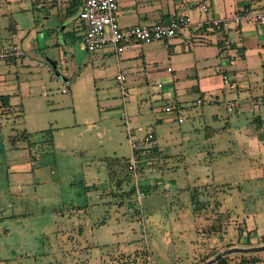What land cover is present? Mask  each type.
<instances>
[{"label":"rangeland","instance_id":"1","mask_svg":"<svg viewBox=\"0 0 264 264\" xmlns=\"http://www.w3.org/2000/svg\"><path fill=\"white\" fill-rule=\"evenodd\" d=\"M38 15L30 0H0V42L24 52L0 61V94L15 108L0 112V264H201L228 247L264 245V45L261 55L250 50L244 58L234 47L231 58H208L212 97L221 94L222 69H233L238 84H222L218 101L196 103L187 87L195 69L181 70L177 107L157 84L166 66L184 68L186 56L164 58L166 43L158 42V61L122 67L119 81L114 59L87 62L79 39L73 66L48 46L47 29L31 35ZM48 54L62 78L38 63ZM238 95L237 111H228ZM167 102V116L181 121L154 122ZM126 126L136 139L156 133L158 152L144 149L135 173L123 161L133 153ZM23 131L28 138H19ZM117 157L112 178L106 159ZM224 259L264 264V250Z\"/></svg>","mask_w":264,"mask_h":264},{"label":"crops","instance_id":"2","mask_svg":"<svg viewBox=\"0 0 264 264\" xmlns=\"http://www.w3.org/2000/svg\"><path fill=\"white\" fill-rule=\"evenodd\" d=\"M10 2V0H5ZM31 1V8H35L39 11L38 18L36 19V24L34 27V31L31 35L35 34H42L45 29L48 30V46L53 45L56 49L62 51V55L64 57L67 56V60L75 66L76 65V53L75 48L73 47L72 42L76 39H79L84 47L85 44L83 42V33H84V25L78 19V11L81 7L82 0H30ZM119 5V15L118 20L122 26L131 25L134 23H152L159 20H165L169 17L172 12L175 13H186L189 15L191 21L193 23L204 20L210 19L212 17H224L231 15L234 11H236L239 7L248 5L252 8H261L264 7V0H117ZM207 5L208 11L204 12L201 9V5ZM18 10H23L25 8L17 5ZM9 13H12V10H8ZM1 26V24H0ZM10 33H14L16 27H8ZM38 36V35H36ZM228 40L234 45V49H236L237 54L242 55V57H246L247 52L250 50H254L257 54L263 53L262 50H259V45L263 47L264 45V24L262 23H252V24H241L239 27L232 28L229 33L227 34ZM29 41V40H28ZM28 41L25 42L26 46L29 45ZM156 43L153 44V42ZM164 42L167 46V51L165 53L164 58L180 57L184 55V68L183 65H180L178 69L174 70L170 66H166V73L162 74V79L165 80L162 83L163 94L162 97L168 100H175L176 103L180 101L177 98L179 95L178 92L175 90V84L178 82L179 72L183 69L187 68H194L195 69V79H190L193 81V84L188 85L190 91H197L198 97L195 99L196 103H202L204 100L209 98V101H218V96L220 95L223 97L222 89L224 86L222 85L221 75H219L220 85L218 89L221 90V94H214L215 97H212L211 90L213 89L214 82L212 81V75L210 70L211 64H209L208 58L215 59L218 55V48L214 44V49L212 51L208 50L206 52L203 48V44H208L205 38L201 36L200 32H197L190 29H183L176 33L175 36L167 39L162 40H153L149 44L148 43H140L134 40H127L125 42L124 50L121 52H116L110 48L98 50L95 52L87 51V62H93L94 59L102 60L101 62H105L108 60L114 59V63L117 65L119 69V74H123L121 72V68L125 67L127 69L133 70L137 65V61L141 58L144 63L151 64L153 62L158 61L154 58L153 51L158 46V42ZM10 45H18L17 43L13 42ZM254 45V48H252ZM0 46L3 45L0 42ZM206 46V45H205ZM209 46V45H208ZM19 47V45H18ZM186 47V48H185ZM20 50L19 56H9L6 58L8 61H14L18 57L24 56V52ZM186 50V52H184ZM210 54V55H209ZM38 59V63H42L48 69V71L52 75H56L57 77H61V73L57 66V60L48 54L41 55ZM219 64V61H217ZM170 67V70H168ZM229 76L233 83L235 84V89L238 88V84L235 83V78L231 76L233 73V69H228ZM187 73L183 75H187L191 77L190 72L188 70ZM117 74V75H119ZM116 75V78H117ZM124 75V74H123ZM236 75V74H235ZM186 76V77H187ZM193 77V76H192ZM66 81V85H68L69 81L65 77L63 78ZM118 79V78H117ZM119 80V79H118ZM125 80V75H124ZM122 80V81H124ZM120 81V80H119ZM158 86V85H157ZM159 87V86H158ZM232 88V89H234ZM65 89V88H64ZM63 90V89H62ZM68 91L65 89L64 92ZM233 98L229 103L235 102L236 108L234 111H237L238 107L240 106V101L243 97ZM200 100V101H198ZM10 101V100H9ZM228 103V105H229ZM169 105L167 102L166 106ZM227 110L232 111L228 108ZM177 107H180L181 104H177ZM169 112L165 110V113ZM219 116L217 113L213 114V117ZM260 117V115L258 116ZM179 121L177 119V115H170L165 117H155L154 122L162 123L164 121ZM51 130V129H50ZM126 130V129H125ZM153 131V130H151ZM52 133V132H51ZM154 136L156 138V133L153 131ZM52 135V134H51ZM128 136V135H127ZM259 141V140H258ZM263 141V140H262ZM51 147L53 145L52 136H51ZM260 142V141H259ZM264 145V142H262ZM158 148L156 147L155 151L158 152ZM129 158V157H128ZM127 158V159H128ZM110 161L115 158H108ZM106 159V162L107 160ZM123 158H116L115 161H118ZM111 162L112 163L117 162ZM109 162V161H108ZM107 165V164H106ZM108 168V172L110 173V169ZM110 175V174H109ZM115 176L112 175V178ZM120 181H117L119 183Z\"/></svg>","mask_w":264,"mask_h":264},{"label":"built area","instance_id":"3","mask_svg":"<svg viewBox=\"0 0 264 264\" xmlns=\"http://www.w3.org/2000/svg\"><path fill=\"white\" fill-rule=\"evenodd\" d=\"M204 12L208 11L207 5H201ZM119 5L117 0H82L81 7L78 11V19L84 25L83 42L90 52L110 48L116 52L124 50L127 40H134L140 43L151 42L153 40H162L171 38L177 32L183 29H190L200 32L206 41L213 42L218 45L220 54L225 58H231L226 37L229 31L241 24L262 23L264 24V7L252 8L244 5L239 7L231 15L224 17H212L210 19L199 20L193 23L186 13L172 12L165 20H159L152 23H134L122 26L118 20ZM226 37L225 42L224 39ZM227 41V42H226ZM19 56L20 50L18 45L0 46V61L5 60L9 56ZM170 70V67H168ZM222 84L227 85L229 89L235 87V84L229 76V71L224 68L221 71ZM117 78L122 81L124 75L119 74ZM159 87L162 83L157 84ZM65 91V89H63ZM200 101V100H198ZM230 110L236 108V103L231 102L228 105ZM170 105L165 106V110L171 112ZM181 121V118H177ZM127 123V122H126ZM126 132L132 149L139 148L142 143H152L153 131L146 132L142 138L136 139L133 136V128L126 126ZM137 158L134 153L127 159V166L135 172L137 167ZM144 193L139 191L138 197Z\"/></svg>","mask_w":264,"mask_h":264},{"label":"trees","instance_id":"4","mask_svg":"<svg viewBox=\"0 0 264 264\" xmlns=\"http://www.w3.org/2000/svg\"><path fill=\"white\" fill-rule=\"evenodd\" d=\"M226 37H225L223 42H225ZM228 45L230 46V48H234V45L230 41L228 42ZM216 46L218 48V45H216ZM218 52L220 54V50L219 49H218ZM9 100H10V94H0V112H1V114H4V113L5 114H9V113L15 112V108L11 105ZM17 115H20V114H17ZM21 133H22V135H19V138H22V139L28 138V135L25 133V131H23ZM47 134H48V138L46 140V144L48 146H50L51 143H52L51 142V136H52L51 135L52 134L51 130L47 131ZM154 141H155V136L153 137L152 143H150V145H149L150 147H141V148L139 147V148L133 149V153L136 155V158H137V161H138V167L141 166V164H140V161H141L140 154H142L144 152V149H146V150H148L149 148L150 149L153 148L154 150L156 149V145L154 144L155 143ZM28 144L30 145V143H28ZM140 145H147V144L142 143ZM123 161L126 162L125 164H127V159H123ZM111 162L112 161H110L109 159L107 160V166L110 169V173H109L110 177H112V174H111ZM115 162H117V164H119L118 161H115ZM127 168H128V166H127ZM136 169H137V167H136ZM128 170L130 171V173H135L136 172V171L134 172V171L130 170L129 168H128ZM225 256H226V254L221 256L220 258H218L217 260L213 261L210 264H225V259H224ZM256 260H258V259H254V258L251 259V261H256Z\"/></svg>","mask_w":264,"mask_h":264},{"label":"water","instance_id":"5","mask_svg":"<svg viewBox=\"0 0 264 264\" xmlns=\"http://www.w3.org/2000/svg\"><path fill=\"white\" fill-rule=\"evenodd\" d=\"M264 250V245H255V246H248V247H237V246H232V247H228L222 251H219L217 253H215V255L211 258H209L208 260L204 261L201 264H210L213 261L217 260L218 258H220L221 256L228 254L230 252H234V251H240V252H255V251H261Z\"/></svg>","mask_w":264,"mask_h":264}]
</instances>
